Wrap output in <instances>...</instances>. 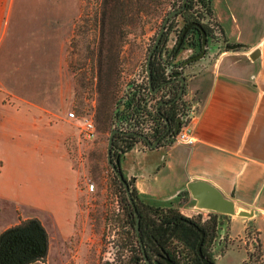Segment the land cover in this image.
I'll return each mask as SVG.
<instances>
[{"label":"crops","instance_id":"0c3cea01","mask_svg":"<svg viewBox=\"0 0 264 264\" xmlns=\"http://www.w3.org/2000/svg\"><path fill=\"white\" fill-rule=\"evenodd\" d=\"M12 3L0 0V46ZM211 16L220 31L217 49L212 57L206 52L216 47L208 37L203 57L189 63L200 70L184 76L180 96L194 109L193 142L165 138L151 148L133 144L117 157L119 168L139 200L162 205L183 193L196 213L186 183H209L233 202V214L218 215L222 245L225 238H243L247 226L264 245V0H211ZM4 96L0 92V201L11 205L17 221L37 218L47 244L66 239L75 229L77 192L76 176L57 139L63 134L49 135L47 109L20 95L9 101ZM227 248L211 255L214 264Z\"/></svg>","mask_w":264,"mask_h":264},{"label":"rangeland","instance_id":"374dc122","mask_svg":"<svg viewBox=\"0 0 264 264\" xmlns=\"http://www.w3.org/2000/svg\"><path fill=\"white\" fill-rule=\"evenodd\" d=\"M91 1L13 0L6 38L0 46V92L5 95L4 101L20 95L33 105L47 109L49 135L63 134L62 139H57L76 176L74 232L66 239H55L47 244L44 257L37 260L41 264H121L136 251L135 237L120 202L121 193L106 162V143L113 128L111 114L128 88L136 86L140 79L160 19L158 15L146 17L147 22L141 29L123 38L111 86L112 98L106 99L103 87L107 75L98 72L96 59L100 36L98 30L93 29L90 14L83 12L86 7L91 8ZM170 9L169 4H165L162 17ZM175 41V35L169 34L164 42H168L166 49ZM216 49L211 48L213 55ZM180 52L174 63L186 60L193 50ZM198 68L192 70L198 71ZM183 70L188 77L199 72ZM105 101L109 102L105 110L109 117L105 122H97L98 117L102 119ZM68 112L75 118H69ZM81 117L93 122L95 135L92 139L82 137ZM153 202L146 204L155 208ZM191 204L192 201L181 193L175 201L169 200L159 206L185 217L190 215L202 223L210 210L198 208L197 213L192 212L188 209ZM15 217L11 205L0 201V232L17 223ZM223 233L219 220L213 234L215 238L205 244L206 251L213 257L222 254L229 245V252L215 264H235L240 257L244 258L239 264H264V245L253 227L245 228L243 238L238 235L225 238L226 244L222 245ZM167 249L172 255L180 252L191 255L184 243L175 238L168 242Z\"/></svg>","mask_w":264,"mask_h":264},{"label":"trees","instance_id":"16d2710c","mask_svg":"<svg viewBox=\"0 0 264 264\" xmlns=\"http://www.w3.org/2000/svg\"><path fill=\"white\" fill-rule=\"evenodd\" d=\"M92 0L91 8L85 9V14H90L93 21V29H97L100 40L96 50L97 69L98 72L107 75L106 83L103 91L105 98H112L111 86H113V76H115V65L117 57L122 45L123 38L134 32L146 24V17L159 16L160 22L163 15V6L169 4L170 8H175L180 5L181 0ZM213 19L211 16V0H186L183 9L170 18L165 25L163 34L152 53L149 63V71L151 75L152 88L154 89L162 82L172 78V74H176L177 66L183 61L174 63L175 56L185 46H189L193 52L192 55L200 51L201 35L195 25H190L184 33L182 43L177 50L174 46L178 40L183 26L196 23L199 24L206 34V45L210 35V29L203 19ZM175 27V29L173 28ZM175 35L176 41L169 49L164 48L165 40L169 34ZM205 45V46H206ZM169 92L167 95H161L158 102H167L175 97L178 90V82H171L167 86ZM149 89V87H148ZM141 94L138 86L129 87L127 92L121 97L111 116L112 127L124 132L133 131V126L141 122H150V132L146 133L150 140H154L165 129V123L162 117H167L171 127L175 124L180 108V98L170 105L161 104L158 109L156 107L152 111H147L140 101ZM109 102L103 104L102 119H96L97 122H105L109 115L105 110ZM146 145V143L131 134L116 133L113 136L111 145L112 159L118 157L123 151L130 148L133 144ZM121 148V149H120ZM120 149L118 153L116 150ZM113 173V172H112ZM126 179V177L123 175ZM113 180L117 184L120 195V202L124 210L125 219L128 226L134 231V216L132 215L131 206L125 196L122 185L118 182L113 174ZM129 184L131 197L134 201L136 210L139 216L140 234L145 232H155V240L158 241L163 249H167L168 242L175 238L182 241L187 247V251L191 255H167L175 264H204L196 253V244L199 240V232L190 224L178 220L180 217H185L177 211L167 207L156 205L155 208L147 205L145 202L138 200L135 189L130 180L126 179ZM181 193H178L180 195ZM145 208V209H144ZM148 210H150L148 212ZM202 222L198 223L191 217H185L203 232V240L201 243V252L203 256L208 257L213 264L214 259L206 251L205 244L210 240L217 231L219 224V214L214 211ZM31 239L37 241L40 245V254L38 255H21L20 245L17 240ZM47 248V234L35 217L20 219L14 225L0 232V264H28L40 258H43ZM169 250V249H168ZM150 259L149 255H146ZM158 255H155V261ZM143 255H130L127 261L121 264H144Z\"/></svg>","mask_w":264,"mask_h":264},{"label":"water","instance_id":"95a60500","mask_svg":"<svg viewBox=\"0 0 264 264\" xmlns=\"http://www.w3.org/2000/svg\"><path fill=\"white\" fill-rule=\"evenodd\" d=\"M185 1L186 0H181L180 5L170 9L162 18L160 25H159V29L155 35V38L148 50L147 56H146V60H145V71H146V75H147V84L149 87V91L150 93H155L161 86H163L164 84H169L170 82H178L179 83V87L178 90L176 92V95L174 98H172L171 100L167 101V102H158L156 105V109H158V107L163 104V105H170L172 103H174L176 100H178L182 94L183 91V84H184V76L182 75H177V77L170 79L168 81H165L164 83H161L160 85H158L157 87H155L154 89L152 88V83H151V75H150V71H149V63L151 60V56L153 51L155 50L162 34L165 28V25L167 24L168 20L170 18H172L176 13L180 12L184 5H185ZM190 25H195L201 35V41H200V51L194 55H191L190 57H188L186 60H184L182 62V65H187L192 61H195L197 59H200L203 57L204 54V50H205V45H206V34L204 29L196 23H190L187 24L185 26L182 27L180 35L178 37V40L174 46V50H177L183 40V36L185 31L187 30V28ZM238 44H229L227 47L228 48H234L237 47ZM164 123H165V129L163 130V132L154 140H150V138L143 134V133H137V132H133V131H128V132H124L121 131L119 129L116 128H112L109 131L108 137H107V143H106V162L108 164V166L110 167L111 171L113 172V174L115 175L116 179L118 180V182L122 185L125 196L131 206L132 209V215L134 216V231L135 234L137 235V239L140 241V230H139V216H138V212L136 210L134 201L131 197V193H130V189H129V184L127 182V180L123 177V174L119 168V162H118V158L115 157L112 159L111 157V145H112V140H113V136L116 133H125V134H131L133 136H136L140 139H142L147 147H154L155 145H157V143L161 140H168L169 142H171L173 140V135L175 134V132L178 129V121L177 118H175V124L174 126L171 127L167 117H162ZM186 189L189 192L191 198L195 201L196 207L199 209H207L210 211H214L217 213H221V214H233L234 213V209H233V202L224 197L216 188H214L212 185H210L209 183L202 181V180H193V181H188L186 183ZM239 214L241 215H247L248 212L242 211L239 212ZM178 220H181L183 222H186L190 225H192L198 232H199V240L196 244V253L197 255H199L200 259L204 262V264H213V262L208 259V257L203 256L202 252H201V243L203 240V232L197 227V225L193 224L190 220H188L185 217H180ZM37 252L40 253V249L37 248ZM144 257V261L146 264H150L149 260L147 259L146 255H143ZM158 257L160 259L163 260L162 264H175L173 262V260H171L167 255H158ZM158 261H155V264H157Z\"/></svg>","mask_w":264,"mask_h":264},{"label":"built area","instance_id":"2783aa9c","mask_svg":"<svg viewBox=\"0 0 264 264\" xmlns=\"http://www.w3.org/2000/svg\"><path fill=\"white\" fill-rule=\"evenodd\" d=\"M203 21L207 24L208 28L210 29V35L209 40L213 45H216L220 41V31L219 28L214 21V19L205 18ZM168 43V42H167ZM167 43H165L164 48H167ZM173 44V43H172ZM172 46V45H171ZM218 45H216L217 48ZM169 48V47H168ZM188 52L191 50L190 47L187 46L186 48ZM208 54L213 55V51H206ZM206 53V54H207ZM198 67V66H197ZM197 67H190V64L187 65H179L176 68V74L175 75H182L185 76L183 73V68L190 69L191 73L198 72L200 70V67L198 68V71H194ZM194 69V70H192ZM136 86H138L141 94L140 101L145 107L147 111H152L156 107V101L159 100L161 95H167L169 92L168 87H164L160 90H157L155 93H150L148 89L147 84V75L145 71V67L141 72L140 79L136 82ZM194 109L186 101H183L180 99V108L179 113L177 116L178 121V129L173 135V140L180 144H191L193 142V139L190 135V124H191V118L193 117ZM67 116L69 118H75L72 112H68ZM151 123L148 122H141L133 126L134 130H138L143 134L150 132ZM80 133L84 139H92L95 135V127L93 125V122L89 118L81 117L80 118ZM143 147H147V145H143ZM92 188V185H89V189Z\"/></svg>","mask_w":264,"mask_h":264},{"label":"flooded vegetation","instance_id":"af4514ba","mask_svg":"<svg viewBox=\"0 0 264 264\" xmlns=\"http://www.w3.org/2000/svg\"><path fill=\"white\" fill-rule=\"evenodd\" d=\"M177 77V75L172 74V78ZM168 81V79L166 80ZM173 82V81H172ZM176 82V81H175ZM164 83V82H162ZM171 83V82H170ZM179 84V83H178ZM168 84H164L161 86L158 90L167 87ZM184 86V84H183ZM140 230V229H139ZM135 237V248L136 251L131 255H149L150 264H155V255H172L168 249H163L158 241L155 240V232H148V234H145V232L140 234V241L137 239V235L134 233ZM17 242L20 245V252L21 255H38L40 253L37 252V248H40V245L37 243V241H33L31 239H19ZM38 248V249H39ZM176 255H182V253H177ZM157 264H162L163 260L157 257ZM143 263H145L143 258Z\"/></svg>","mask_w":264,"mask_h":264}]
</instances>
